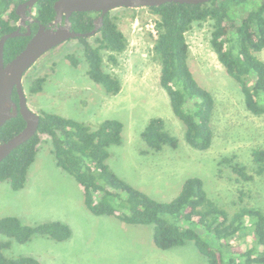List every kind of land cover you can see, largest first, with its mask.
<instances>
[{"label":"trees","instance_id":"trees-1","mask_svg":"<svg viewBox=\"0 0 264 264\" xmlns=\"http://www.w3.org/2000/svg\"><path fill=\"white\" fill-rule=\"evenodd\" d=\"M25 0H0V39L17 29L16 6ZM56 0H38L35 18L49 24L55 18ZM147 9L155 16L157 34L153 38L154 57L160 64V86L169 99L173 113L184 126V139L195 150L207 151L213 142L211 118L215 101L212 93L199 85L188 65L189 45L186 32L195 22H210V43L217 59L239 84L246 109L264 115V61L257 55L264 49V0H210L187 4L165 2ZM98 12H74L73 29L86 33L94 28ZM118 16L108 12L95 34V44L88 37L82 43L86 73L110 95L121 91V81L103 65L102 51L120 53L127 38L118 25ZM32 33L38 23L30 25ZM20 32H26L22 28ZM29 36L7 39L5 63L13 59L27 44ZM72 66L80 63L74 53L66 55ZM110 60L115 61L113 56ZM55 64L49 68L54 70ZM49 74L34 77L27 86L31 94L43 90ZM12 98L18 102L14 90ZM20 114L10 118L0 129V142L23 130ZM123 122L106 118L96 128L86 122L56 113L42 112L37 132L0 161V183L8 182L15 191L25 187L30 167L39 152L41 135L50 136V152L59 167L70 173L84 187V203L97 216H114L134 225H151L153 244L161 250L192 242L208 264H264V211L244 200V188H237L235 209L231 212L211 199L198 176L182 180L179 192L170 201L152 198L148 193L119 177L107 160L111 145L121 144ZM141 138L151 150L159 152L167 145L179 147V139L165 127L162 117L149 119ZM257 175L264 173V149H252ZM226 161V160H225ZM236 183L252 181L254 175L242 165H231ZM0 264H42L29 254L7 255L13 241L26 244L35 235L57 242L70 238L71 229L60 221L34 225L21 222L15 215L0 217Z\"/></svg>","mask_w":264,"mask_h":264},{"label":"rangeland","instance_id":"rangeland-1","mask_svg":"<svg viewBox=\"0 0 264 264\" xmlns=\"http://www.w3.org/2000/svg\"><path fill=\"white\" fill-rule=\"evenodd\" d=\"M111 14L118 16L128 43L118 54L103 50V65L119 78L121 91L110 95L89 78L82 43L74 38L42 55L25 73L29 108L38 114L56 113L80 120L92 128L106 118L122 121V142L111 145L107 162L119 177L152 198L170 201L182 180L198 176L208 196L230 212L235 209L237 188H244L246 202L264 211V173L257 175L251 154L254 148L264 149V115L246 109L238 82L211 46L210 22H195L186 32L188 65L215 101L212 145L207 151H198L186 143L184 126L159 83L161 67L152 49L155 16L145 7L116 8ZM88 40L95 44V36ZM69 53L79 59L77 67L67 60ZM257 55L264 61V49ZM53 63L54 70L49 68ZM45 73L49 76L43 90L29 93L30 81ZM155 116L162 117L166 129L179 139L178 148L165 145L155 152L147 147L141 132ZM41 138L25 187L15 191L8 182L0 183V217L15 215L28 225L60 221L70 226L71 236L62 242L43 235H35L26 244L13 241L7 255L32 253L29 255L42 259V264H208L190 241L161 250L153 244L151 225L128 224L114 216L91 213L84 203V187L57 165L50 152V136ZM233 164L244 166L254 179L236 183ZM1 240L7 237L0 234Z\"/></svg>","mask_w":264,"mask_h":264},{"label":"water","instance_id":"water-1","mask_svg":"<svg viewBox=\"0 0 264 264\" xmlns=\"http://www.w3.org/2000/svg\"><path fill=\"white\" fill-rule=\"evenodd\" d=\"M208 1L210 0H56L53 6L56 13L54 20L48 25L39 23L38 29L33 34L27 22H38L34 12L38 0H25L18 4L16 6V14L19 17L18 28L0 39V129L7 120L18 114L25 120L26 126L10 139L0 142V161L37 132L41 114L29 108L23 78L42 55L68 40L94 36L103 25L104 15L116 8H147L165 2L197 4ZM87 11L100 13L94 20L93 30L86 33L75 31L70 20L71 15L74 12ZM21 24L26 27V32H20ZM19 35L30 36V39L13 59L5 63V43L7 39ZM14 90L18 95V102L12 98Z\"/></svg>","mask_w":264,"mask_h":264},{"label":"flooded vegetation","instance_id":"flooded-vegetation-1","mask_svg":"<svg viewBox=\"0 0 264 264\" xmlns=\"http://www.w3.org/2000/svg\"><path fill=\"white\" fill-rule=\"evenodd\" d=\"M18 20H19V17H18ZM18 20H17V22H18ZM17 22H16V24H17ZM33 23H35V22H33ZM36 23H38V26H39V21L36 22ZM27 24L31 25L32 23L27 22ZM47 25H48V24H47ZM17 28H18V25H17ZM22 28H25V29H26V27H25L23 24H21V26H20V30H21ZM30 28H31V27H30ZM31 32H32V30H31ZM32 34H33V33H32ZM29 37H30V36H29Z\"/></svg>","mask_w":264,"mask_h":264},{"label":"built area","instance_id":"built-area-1","mask_svg":"<svg viewBox=\"0 0 264 264\" xmlns=\"http://www.w3.org/2000/svg\"><path fill=\"white\" fill-rule=\"evenodd\" d=\"M151 31L154 35L157 34L156 28H155V24L153 23V25H151Z\"/></svg>","mask_w":264,"mask_h":264},{"label":"crops","instance_id":"crops-1","mask_svg":"<svg viewBox=\"0 0 264 264\" xmlns=\"http://www.w3.org/2000/svg\"><path fill=\"white\" fill-rule=\"evenodd\" d=\"M28 178V177H27ZM27 182V181H26ZM47 237V236H46ZM48 239H50V240H52V241H55V240H53V239H51V238H49V237H47ZM55 242H57V241H55ZM53 243V242H52ZM23 254V253H22ZM27 254H32V253H27ZM38 258V257H37ZM40 261H42V259H40V258H38ZM43 262V261H42Z\"/></svg>","mask_w":264,"mask_h":264}]
</instances>
